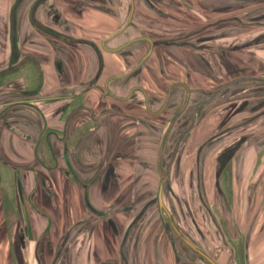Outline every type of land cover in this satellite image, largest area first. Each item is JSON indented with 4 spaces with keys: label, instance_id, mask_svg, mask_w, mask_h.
<instances>
[{
    "label": "crops",
    "instance_id": "0c3cea01",
    "mask_svg": "<svg viewBox=\"0 0 264 264\" xmlns=\"http://www.w3.org/2000/svg\"><path fill=\"white\" fill-rule=\"evenodd\" d=\"M36 1L13 35L15 0H0V264H177L154 204L133 222L158 191L168 130L190 124L176 106L205 97L168 206L221 264H264V185L247 180L264 144V0H134L132 17L131 0H46L34 14ZM141 37L154 43L143 62ZM234 143L228 203L218 159ZM212 197L235 210L232 241L207 219Z\"/></svg>",
    "mask_w": 264,
    "mask_h": 264
},
{
    "label": "flooded vegetation",
    "instance_id": "af4514ba",
    "mask_svg": "<svg viewBox=\"0 0 264 264\" xmlns=\"http://www.w3.org/2000/svg\"><path fill=\"white\" fill-rule=\"evenodd\" d=\"M17 1H19V3H18V7H19V5L21 4V2L23 0H15L13 7ZM38 1L39 0H37V2L35 3V5L32 9L33 12H35V9L37 8V6L40 3H42L43 1H46V0H42L40 2H38ZM11 12H12V8H11ZM16 20H17V17H16ZM185 37H187V36H183L182 38L184 39ZM205 38H206V36L200 35L197 40L204 41ZM168 41L169 40H162V41H159L157 43H168ZM170 41H171V43H174V42H177L178 39H172ZM210 99H211V97H205L202 100H198V101L193 100L192 105L190 104V101L188 100L187 105L179 104L176 106V110L174 113V115L176 116L175 117L176 120L177 119H180V120L185 119V120H188L189 121L188 123H190V124H188L187 128H185L184 131L181 132L179 134V136H177V137H176L177 130L176 131L174 130L175 131L174 133L172 131V127L168 130V133L165 136L166 138L164 140L163 146L164 147L167 146L168 149L171 148V153L168 157L169 158L168 161L167 160L165 161V164H163V158H162L161 166H160L161 167V177H160L161 180H160L158 191H157L156 195L145 204L143 209L140 210L139 215L136 216V220L133 222L134 224H136L137 221H139L143 217V215L147 212L148 208L154 204L156 206L159 214H160V218H161V222H162L163 227H165L169 231L170 241H171L172 246H173V251H174V254L176 257L177 264H212L197 249L204 251L211 258H213L217 264H221L219 259L215 255H213L210 251H208L206 248H204L201 245V242H199L198 240L191 237L190 234L185 232V230L179 226L180 220L176 216L177 212H175L176 211L175 208H170L168 206V198L170 197L171 194H173V189L171 186V173H176V171H178V169L180 170L181 157H182V155H180V151L183 147L182 144L185 140V135H187L190 132V130L192 129V127L194 126V124L197 120L196 117H198L199 113L202 111L205 104L208 103V101ZM167 100L168 101L166 102V104L170 101V98H168ZM150 101H151V99L148 97L146 99V102L149 105H150ZM170 136L172 138L173 137H175V138L172 139V138H170ZM238 145H239L238 143H234L231 145L224 146V150H223L222 154L219 156L220 158L218 159V162H219L218 170L220 171L219 172L220 175L216 180V186L219 189H222V187H223L221 185V182H222V178L226 175L225 171L226 170L230 171V169H231V171L233 173L234 166L236 168L238 167V162L236 163L234 161V158L236 157V152H237L238 147H239ZM163 154H164V152H163ZM162 157H163V155H162ZM161 184H163V187H164L163 188L164 201H165V204H166L168 210L170 211V214L172 217V218H170L165 212L166 218H167L166 221L164 220V218L161 214V210H160V206H159V202H158V198H157ZM230 189H231V187H230ZM205 212L207 213L206 208H205ZM174 225L178 228L179 232L175 229ZM218 235L220 237H222L223 239H225V237L227 238L226 235H224L222 232L220 233L219 231L216 233V236H218Z\"/></svg>",
    "mask_w": 264,
    "mask_h": 264
},
{
    "label": "rangeland",
    "instance_id": "374dc122",
    "mask_svg": "<svg viewBox=\"0 0 264 264\" xmlns=\"http://www.w3.org/2000/svg\"><path fill=\"white\" fill-rule=\"evenodd\" d=\"M23 2V1H22ZM21 2V3H22ZM37 2V1H36ZM35 2V3H36ZM24 3V2H23ZM22 3V4H23ZM35 3L33 4V6H32V8L31 9H33V7H34V5H35ZM22 4L19 6V7H17V9H16V17L18 16V11H20V8L22 7ZM52 8H54V6H51ZM49 11H51V10H49ZM34 13V12H33ZM51 13L52 14H54V11H51ZM35 14V13H34ZM36 16H37V14H36ZM36 19V17L34 16V23H36L35 20ZM16 25H17V21H16ZM16 33H18L17 32V29H16ZM16 33H14V35L16 34ZM170 38V37H169ZM168 38V40L170 41V39ZM263 39V38H262ZM123 78H125V77H123ZM122 78V79H123ZM136 90V89H135ZM170 107H168L167 109H169ZM264 136V135H263ZM171 138V137H170ZM258 143V142H257ZM256 147L254 146V149H255ZM257 148H258V150H257V153H258V156H257V158H256V160H255V163H254V165H252V167L254 168V169H252L251 171H252V173H251V175L249 174V176H247L248 177V182L249 183H251V185H257V184H261V185H264V176H262V174H261V172L263 171V173H264V144H261L260 142L257 144ZM167 152H168V147L166 146V147H164V154H163V164H165V161L167 160L168 161V157H169V155H170V153H168V155H167ZM251 165V164H250ZM232 168V167H231ZM109 176H108V179L110 178V176H111V173L109 172ZM225 176L222 178V182H221V185L223 186V190H224V192H225V195H226V198L228 199V203H231L232 202V200H233V198L232 197H234L235 196V194H233L232 193V190H233V187L235 186V183H236V181H235V178H233V176H232V171H231V169H230V171L229 170H226L225 171ZM3 178H4V181H7V177H6V175H4L3 176ZM230 186H231V189H230ZM7 190V186H4V195H5V206H6V208L9 210V212L12 210V203H11V200H9V195L7 194L8 192L6 191ZM221 196V195H220ZM212 201L210 202H208L209 203V205H207V219L208 218H210V224H213L214 225V231L213 232H222V233H224V235H226L227 237H228V239H230V241H232V234H233V223H235V219H234V213H235V210L234 209H232V208H227L226 207V210H227V214H226V216H224V214H223V212H224V209H222L221 210V208H219V206H218V204H217V201L216 200H218L219 198L217 197L216 199H214V197H212ZM139 215V214H138ZM229 215V217H230V220L229 219H227L226 217ZM8 219H10V217H8ZM135 220V219H134ZM159 220H160V218H159ZM229 221H230V224H231V226L230 225H228V223H229ZM115 223V222H114ZM180 223H181V225H182V222L180 221ZM115 227H116V230H114V234L115 235H117V233H118V230H117V225H116V223H115ZM184 227V226H183ZM190 228V227H189ZM236 229H238V228H236ZM188 231L195 237L196 235L198 236V234H197V232L194 230V228H190V229H188ZM125 235V234H124ZM125 237V236H124ZM123 237V238H124ZM196 238V237H195ZM246 240H244L243 238L241 239V241L240 240H238L237 242H233L234 243V245H236L237 246V249H241V248H243L244 247V245H246V242H245ZM239 253V251H237V254ZM226 256V255H225ZM226 257H228V255L226 256Z\"/></svg>",
    "mask_w": 264,
    "mask_h": 264
},
{
    "label": "water",
    "instance_id": "95a60500",
    "mask_svg": "<svg viewBox=\"0 0 264 264\" xmlns=\"http://www.w3.org/2000/svg\"><path fill=\"white\" fill-rule=\"evenodd\" d=\"M40 1H42V0H39L38 2H40ZM18 3H19V1H17L16 3H15V5H14V7H12V12H11V17H12V20H11V26H12V34L14 35V33H16V8L18 7ZM133 11H134V0H131V17H132V15H133ZM131 22V18H130V20H129V22L125 25V27L129 24ZM124 27V28H125ZM118 33V32H117ZM116 33V34H117ZM116 34H114V35H116ZM142 38H144V39H146V40H148L149 42H150V45H151V47H150V49H149V51L147 52V54L142 58V60H141V62H143L150 54H151V52H152V49H153V46H154V43H153V41H152V39L151 38H149V37H141V38H137V39H135V40H138V39H142ZM135 40H132V41H135ZM131 41V42H132ZM122 47H120V48H117L116 50H119V49H121ZM163 184H161V187H160V189H159V193H158V202H159V206H160V210H161V214H162V216H163V218H164V220L166 221L167 220V218H166V214L170 217V218H172L171 217V214H170V211L168 210V208H167V206H166V204H165V201H164V197H163ZM165 212H166V214H165ZM175 226V225H174ZM175 229L179 232V230H178V228L175 226ZM201 254H203L212 264H217L216 262H215V260L213 259V258H211L208 254H206L204 251H202V250H200V249H197Z\"/></svg>",
    "mask_w": 264,
    "mask_h": 264
},
{
    "label": "trees",
    "instance_id": "16d2710c",
    "mask_svg": "<svg viewBox=\"0 0 264 264\" xmlns=\"http://www.w3.org/2000/svg\"><path fill=\"white\" fill-rule=\"evenodd\" d=\"M182 39V38H181ZM179 41V40H178ZM169 43H171V41H169ZM174 43H176V42H174Z\"/></svg>",
    "mask_w": 264,
    "mask_h": 264
}]
</instances>
